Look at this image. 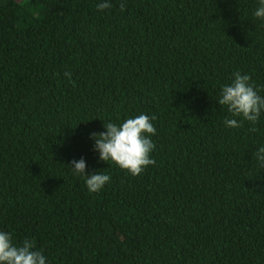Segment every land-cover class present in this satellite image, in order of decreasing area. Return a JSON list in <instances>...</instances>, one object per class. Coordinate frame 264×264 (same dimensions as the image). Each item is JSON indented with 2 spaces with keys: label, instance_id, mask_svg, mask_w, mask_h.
I'll return each mask as SVG.
<instances>
[{
  "label": "trees",
  "instance_id": "obj_1",
  "mask_svg": "<svg viewBox=\"0 0 264 264\" xmlns=\"http://www.w3.org/2000/svg\"><path fill=\"white\" fill-rule=\"evenodd\" d=\"M258 6L0 0V230L46 264H264V113L229 128L217 101L235 71L264 96ZM142 113L155 164L134 177L90 134ZM81 158L110 175L100 192L73 174Z\"/></svg>",
  "mask_w": 264,
  "mask_h": 264
},
{
  "label": "clouds",
  "instance_id": "obj_2",
  "mask_svg": "<svg viewBox=\"0 0 264 264\" xmlns=\"http://www.w3.org/2000/svg\"><path fill=\"white\" fill-rule=\"evenodd\" d=\"M96 7L99 11H104L112 5L110 2H101ZM125 9V4L121 3L120 10ZM253 15L264 20V0H259V6ZM65 76L71 80L69 72H65ZM232 76L230 84L222 85L217 100L231 116L225 118L223 123L229 128H239L244 122H248L253 126L249 131L255 132V125L264 113V96L259 94L260 89L249 74L235 71ZM155 119V115L142 113L119 125L104 122L106 131L90 134L95 141L94 148L99 152V159L114 163L131 176L140 175L149 165L155 164L151 158L155 148L151 136L157 131L152 123ZM253 155L260 167L264 168V145ZM70 166L74 175L85 178L89 193L100 192L111 181L110 175L101 172L89 175L83 158L72 160ZM46 259L42 250H36L34 240L25 238L21 243L14 244L12 233L0 230V264H46Z\"/></svg>",
  "mask_w": 264,
  "mask_h": 264
}]
</instances>
